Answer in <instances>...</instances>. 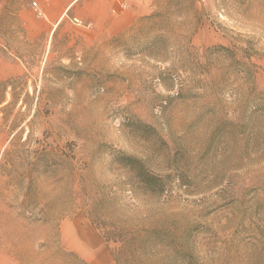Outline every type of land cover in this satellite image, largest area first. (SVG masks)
I'll list each match as a JSON object with an SVG mask.
<instances>
[{"label": "rangeland", "instance_id": "1", "mask_svg": "<svg viewBox=\"0 0 264 264\" xmlns=\"http://www.w3.org/2000/svg\"><path fill=\"white\" fill-rule=\"evenodd\" d=\"M120 12L0 0V264H264V0Z\"/></svg>", "mask_w": 264, "mask_h": 264}, {"label": "crops", "instance_id": "2", "mask_svg": "<svg viewBox=\"0 0 264 264\" xmlns=\"http://www.w3.org/2000/svg\"><path fill=\"white\" fill-rule=\"evenodd\" d=\"M154 0H49L51 8L58 11L57 19L70 12L73 19L102 27L112 15L119 17L121 8L127 15H143ZM120 9V10H119ZM123 15V12H120ZM120 15V17H121ZM57 21V20H56Z\"/></svg>", "mask_w": 264, "mask_h": 264}, {"label": "trees", "instance_id": "3", "mask_svg": "<svg viewBox=\"0 0 264 264\" xmlns=\"http://www.w3.org/2000/svg\"><path fill=\"white\" fill-rule=\"evenodd\" d=\"M171 1L175 2L177 7L181 6L183 2V0H171ZM158 17H161V16L159 14H152V15H149L148 17L143 18L141 22H144V23L147 22L150 24V26H154V25L157 26L159 24L153 22L152 20ZM6 88H7L6 84L0 83V106L5 103ZM115 162H117L123 168L132 172L134 179L140 185H142L143 188L149 190L150 192H158V193L162 192V188L160 187L158 183V179L150 175H147L146 173L143 172V170L140 169V167L138 169V167H136L135 165V164L138 165V163L134 161L133 159H131L130 157H122L120 160L118 159ZM114 262L118 263L116 258L114 259Z\"/></svg>", "mask_w": 264, "mask_h": 264}]
</instances>
